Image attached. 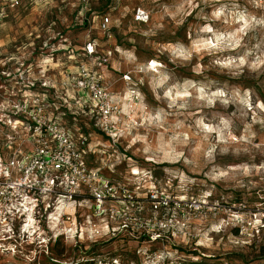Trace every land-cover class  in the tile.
<instances>
[{
  "label": "rangeland",
  "instance_id": "obj_1",
  "mask_svg": "<svg viewBox=\"0 0 264 264\" xmlns=\"http://www.w3.org/2000/svg\"><path fill=\"white\" fill-rule=\"evenodd\" d=\"M19 2L0 0V119L41 96L91 166L124 172L116 182L135 196L156 183L171 198L231 209L197 216L186 236L152 239L135 221L96 216L89 200L61 202L40 221L0 220V264H264V0ZM138 7L148 23L133 21ZM82 65L122 105L112 140L71 83ZM17 132L0 122L5 161L33 148Z\"/></svg>",
  "mask_w": 264,
  "mask_h": 264
},
{
  "label": "built area",
  "instance_id": "obj_2",
  "mask_svg": "<svg viewBox=\"0 0 264 264\" xmlns=\"http://www.w3.org/2000/svg\"><path fill=\"white\" fill-rule=\"evenodd\" d=\"M101 1L80 0L85 8ZM11 3L13 7L20 2L11 0ZM133 19L137 24H146L150 20V13L138 7L134 10ZM100 28L104 32L110 30L108 16H103ZM93 49L89 44L87 53L92 55ZM124 79L128 84L132 81L129 75H125ZM71 83L79 95L87 98L85 103L92 105V112L97 118L96 128L112 140L123 122L122 105L86 66L80 67ZM138 100L135 94L130 98V109L133 108L132 103ZM12 110L14 118L1 116L0 122L15 134L17 130L25 133L26 141L33 148L24 151L19 145L6 161L0 157V220L9 226L13 217L25 218L32 212L35 219L40 221L47 209L61 202L80 199L92 202L96 216L112 221L122 219L125 229L128 228V221H135L137 232L157 239L166 233L186 236L197 216L206 219L212 210L231 209L221 205L219 200L210 205L205 200L194 198H171L156 183L144 189V196H135L129 183L115 182L111 176L90 165L76 135L57 117H50L43 97H27L15 104ZM130 175L136 178L140 174L132 171ZM146 179L152 180L149 174Z\"/></svg>",
  "mask_w": 264,
  "mask_h": 264
},
{
  "label": "trees",
  "instance_id": "obj_3",
  "mask_svg": "<svg viewBox=\"0 0 264 264\" xmlns=\"http://www.w3.org/2000/svg\"><path fill=\"white\" fill-rule=\"evenodd\" d=\"M102 2V1H101ZM99 3V2H98ZM106 14V13H105ZM88 161H89V163L91 162V160H90V158H88ZM91 165V164H90ZM128 171H126V173H127ZM122 173V175H117V173L115 174V172L112 174V175H110V174H108L109 176H111V178H112V180L113 181H119V180H117V177L118 178H122V179H124L123 177H124V172H121ZM234 203H236V202H234ZM237 203H241V202H237ZM263 255H264V252H261V254H260V256H261V259H263L262 257H263ZM90 264H97V262L96 263H91L90 262Z\"/></svg>",
  "mask_w": 264,
  "mask_h": 264
},
{
  "label": "flooded vegetation",
  "instance_id": "obj_4",
  "mask_svg": "<svg viewBox=\"0 0 264 264\" xmlns=\"http://www.w3.org/2000/svg\"><path fill=\"white\" fill-rule=\"evenodd\" d=\"M0 241H2V240H0ZM4 242V241H3ZM0 244H2V243H0ZM4 244V243H3Z\"/></svg>",
  "mask_w": 264,
  "mask_h": 264
}]
</instances>
